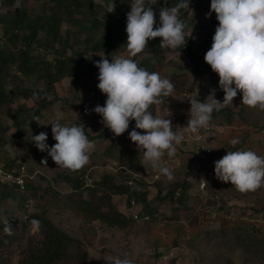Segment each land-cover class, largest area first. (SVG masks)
Returning a JSON list of instances; mask_svg holds the SVG:
<instances>
[{
    "label": "rangeland",
    "instance_id": "rangeland-1",
    "mask_svg": "<svg viewBox=\"0 0 264 264\" xmlns=\"http://www.w3.org/2000/svg\"><path fill=\"white\" fill-rule=\"evenodd\" d=\"M50 0H16L15 6L26 5L29 8L36 10L42 9L43 5ZM168 1V0H164ZM97 4L105 5V10H108V5L105 0H94ZM12 6H1L0 11H6ZM190 15L195 18V22L187 29V34L191 32V36L195 40L198 47L196 50L204 60L205 53L211 48L207 45L210 39V33L206 29L209 26L212 18L216 17L213 12L211 17L206 18V13L210 10V4L201 9L200 13H195V1H190ZM105 10L101 13L105 17ZM109 14H117V11L108 12ZM74 28L69 23L63 24V29ZM147 52V48L144 50ZM37 53V51H35ZM92 56L94 54H91ZM101 55V54H100ZM98 56L101 59V56ZM148 57L149 54L146 53ZM121 56L127 57V50L120 52L112 57H107L109 61L111 58ZM136 58H142L141 54H137ZM162 70L157 66L153 69V64L148 63L147 67L142 68L149 72H157L161 78H167L168 74L181 72L191 66V61L188 57L181 53L175 54L167 53L166 61L163 64ZM205 72L201 77L191 75V84L198 92L192 93L190 96L198 95L201 101L214 98L222 101L224 92L219 89V76L209 69H204ZM14 73V70H11ZM12 73H9L12 74ZM98 75H82L80 81L76 83L74 78H67L63 80L59 86L58 93L62 97L57 101L53 107L52 112L44 113V117L40 118L39 124L37 121L32 126L25 127L26 133L23 137L15 135L16 128L13 127L7 134L8 138L13 137V140L1 148L0 151H6L10 155L21 154L25 168H31L33 174L31 177L34 184L41 185L42 188L52 187L58 194L53 192L44 193L39 192L37 198H29L26 205L29 207L23 209L18 208L17 201L12 199H0V222L9 220L13 217H19V224L16 232L23 238L22 247L25 246L34 232L31 228H25L22 225L24 215L26 212L38 210V205H44L47 200L52 197L56 201H51L49 206V216L52 221L59 227L66 230L68 233L78 237L84 241L88 250V261L90 264H108L107 258H127L131 264H227L232 261V264H264V212L255 211L251 206L258 204L264 205V186L260 187L255 192L241 193L231 182H223L220 188L217 185L218 194L210 192L208 187V180L204 177L205 172H201L208 165V161L195 162V154L193 149L195 143L181 142L176 145V154L174 157L164 156L161 160V165L168 167L173 172V179L169 180L163 174L153 170L151 165L146 168L139 163V167L135 170L134 187L138 189L145 188L150 192L149 198L155 199L158 186L157 179H162L161 187L165 192L171 187L173 182L180 181L189 176L193 187L190 193L193 195H202L204 202L209 198H213L215 204L207 206L206 210L199 213V220L196 226H190L187 221L182 218L179 221L165 219L166 215L172 214V204L166 202L155 201V206L160 209L161 214L154 222L138 220L132 227L119 229L107 226L106 224L96 221L92 226L83 224L81 218H78L70 208L64 206L65 195L71 191V186L61 179L55 180V176L59 173H78L84 171L91 178L97 181L105 172H116L119 165L129 163L132 159V151L136 150L135 144L130 140L129 135L123 133L120 136L114 134L104 126L102 117L92 111L95 107L94 103L105 100L107 97L102 94V97L97 95L98 90ZM20 87H41L42 83L33 81L32 79L20 82ZM173 95L167 98L165 106L162 103L153 105L149 109L154 116L165 117L170 119L173 124V131H181L184 126L179 124L180 116L188 113L190 107L186 106L187 98ZM242 94L238 92L233 100V104L229 105L230 110L235 113L234 122L231 126H223L222 123L227 124L229 111L225 109L223 114L216 117L217 129L214 132L205 134L204 139L200 145L210 148L211 151H219L223 145L225 146V153L230 151L227 144L233 138H238L240 144L245 141L242 147L236 150H251L258 156L264 157V111L258 108H251L244 105V110L241 112L243 104L241 103ZM17 104L31 106L33 101L24 97L16 95L13 104H7L3 107V112L9 111L16 107ZM225 108V107H224ZM224 108H222L224 110ZM86 109L88 111H86ZM57 112L63 114L62 124L71 126L78 122L82 125H87L88 132L91 135H96L100 132H105L104 137H97L92 142L95 148L89 154V162L81 170L71 172L67 169L56 167L55 162L48 156L47 152H41L35 146L32 140V135H37L40 132L48 134L47 143L49 146L54 145L56 141L53 139L51 132V122ZM4 121L12 124V120L5 114ZM47 124V125H45ZM263 126V127H262ZM130 128L135 127V121H131ZM138 131H143L139 130ZM247 140H244V139ZM114 145L113 155L118 156L108 157L106 148ZM198 150V148H196ZM235 150V151H236ZM210 151V153H211ZM207 153V154H210ZM28 154V157H26ZM199 155V154H198ZM201 155V153H200ZM223 155V156H224ZM219 156L213 159L212 172L216 183H219L214 172V161L222 158ZM46 160V163L43 161ZM196 163L198 173H190L189 169ZM130 173V172H128ZM131 181H134L133 179ZM133 184V183H132ZM116 206L125 212L128 216H133L135 210H142L143 204L132 198L129 200L126 196H114ZM133 201L137 204L133 205ZM53 203V204H52ZM222 206H224L222 208ZM206 211V213H205ZM185 226L182 230L179 243L173 244L174 238L179 236L177 228ZM85 226V227H84ZM261 240V241H259ZM18 243H14L10 252L16 259L18 254ZM155 252H162L159 256Z\"/></svg>",
    "mask_w": 264,
    "mask_h": 264
},
{
    "label": "trees",
    "instance_id": "trees-1",
    "mask_svg": "<svg viewBox=\"0 0 264 264\" xmlns=\"http://www.w3.org/2000/svg\"><path fill=\"white\" fill-rule=\"evenodd\" d=\"M15 1L0 0L1 6H7V4L12 6L6 11H0V149L13 140V137H7V133L13 127L17 129L15 135L23 137L26 133L25 127L32 126L35 122L32 120L33 114L42 118L44 113L53 111L55 103L62 99L58 90L63 80L74 78L78 83L82 75H92L99 72L94 62L100 60L98 57L100 54L110 58L127 50L126 14L130 11V3L132 2V0H114L117 14H109L105 10V5L97 4L94 0H50L39 10L29 8L26 5L14 7ZM105 1L107 5L111 2V0ZM194 1L196 14L211 3V0ZM178 2L179 0H156V4L152 7L156 14L157 24L159 23L160 7H172ZM104 10L106 14L105 17H102L101 13ZM189 12V8L180 10V18L187 25L185 29L186 39L188 38L187 29L195 22V18ZM64 23H69L74 28L63 29ZM217 25L218 21L214 17L210 25L206 26L211 34L210 39L206 42L207 45H212V37ZM159 43L160 38L150 40L146 47L147 52L140 53L142 58L134 57L133 59L138 62L140 67H147L148 63H152L155 71L157 66L161 70L164 68L163 64L168 52L185 54L192 65L181 72L174 71L168 74L167 79L175 86L172 95L182 98L189 96L186 106L190 107L188 99L192 93L196 92V88L190 83L191 75L201 77L205 72L204 69H209L210 65L202 60L201 55L196 50L198 46L192 37L188 38L186 45L181 49L161 48ZM11 70H14V73ZM9 73L12 74L9 75ZM27 79L41 82L42 86L37 88L20 87V82ZM97 91V95L102 97L101 91L99 89ZM21 94L32 100L33 104L31 106L17 104L15 108L3 112L4 105L13 104L15 96H21ZM100 100L101 98L94 103V106L97 104L103 106L106 99L101 102ZM162 100L165 101L162 106H165L167 98H162ZM225 109L229 111V116L227 124L222 123V125L229 127L234 122L235 113L230 110L229 106H226L224 110L213 112L210 123L214 124L215 127H218L216 117L218 118L223 114ZM243 110L244 105L240 111ZM5 114L12 120V124L4 121ZM188 118V113L182 114L179 124L185 127ZM76 125L84 127L85 134L91 141L97 137L105 136V132L91 135L87 125H82L79 122ZM216 129L214 128L210 132H214ZM131 130L132 128L129 127L125 134L129 135ZM192 143H195L193 149L195 162L208 161V165L200 170L205 172L204 177L208 180L209 185L206 189L217 196V185L221 186L220 188L224 187H222V181L216 183L212 172V158L223 156L226 145H223L219 151L212 150L210 154H207L200 142ZM244 143L245 141L235 147L227 144V147H231L230 151H235ZM114 150V145L110 144L106 148V153L108 157L117 159L118 156L113 155ZM132 155L129 163L119 165L116 172H105L94 182L87 174L88 168L86 172L81 174L66 172L57 174L55 176L56 181L61 179L71 186V191L65 195L64 206L70 208L88 227L96 221H100L110 227L125 229L132 227L137 220L116 206L113 199L115 195L126 196L129 200L135 198L137 202L142 203L143 207L140 213L142 216L149 215L151 222L156 221L161 214L160 209L154 204L156 200L171 203L173 212L164 218L173 221L184 218L190 226L197 225L199 213L204 211V208L206 210L207 206L215 204L214 197L204 202L202 195L190 193L193 183L189 176L173 182L166 192L161 187L162 179H157V195L155 199H150L148 190L133 186L136 180L132 174L139 167V163L143 159V152H138L136 149L132 151ZM165 156L167 155L165 154ZM21 159V154L10 155L7 150L5 152L0 151V163H3L8 171L18 173L21 167L25 166V162ZM27 171L28 176L25 178L26 189L24 191H19L16 186L9 185L0 179V199L17 201L18 208L23 210L27 207L26 202L29 198H37L39 192L58 194L51 186L42 188L41 185L34 184L31 177L33 170L27 168ZM189 172L191 174L198 173L196 163L191 166ZM132 179L134 181H131ZM51 201H56V199L50 197L44 205H38V210L30 212L27 219L24 218L22 225L25 228L32 227V219L39 220L41 228L39 232L33 234L23 247V238L16 232L20 218L9 219L12 226L11 235L4 232V221L0 222V264H90L84 241L57 226L50 218L48 212ZM251 208L255 211L264 212V205H261L260 208L256 204ZM184 229V225L177 228L179 236L173 239V244L179 243L181 232ZM16 242L18 243V256L15 259L10 249ZM161 253L155 252L157 256ZM227 264H232V261L229 260Z\"/></svg>",
    "mask_w": 264,
    "mask_h": 264
},
{
    "label": "clouds",
    "instance_id": "clouds-1",
    "mask_svg": "<svg viewBox=\"0 0 264 264\" xmlns=\"http://www.w3.org/2000/svg\"><path fill=\"white\" fill-rule=\"evenodd\" d=\"M155 4L156 0H132L130 3L125 29L127 57L117 56L109 61L105 55H100L101 59L94 62L99 69L97 87L107 98L103 106L97 104L92 111L102 117L104 126L117 137L125 133L134 120L135 127L129 132V138L138 152H143L142 165L145 168L151 165L153 170L172 180L173 172L161 165L162 157L165 154L174 157L176 145L185 139V134L207 129L213 112L232 105L238 92L242 94L243 105L264 111V0H211L206 18L214 12L218 25L204 61L219 76L218 86L224 97L220 101L213 94L210 101H200L198 95L191 96L188 99L189 118L179 132L173 131L170 119L154 116L149 110L151 106L161 104L162 98L173 97L174 84L161 78L159 73L140 67L133 58L155 38H160L161 48L175 50L186 45L193 27L186 39L187 25L180 18V10L190 8V0H179L172 7H160L158 24L152 7ZM114 10L115 3L111 0L107 12ZM32 120L42 124L36 114ZM62 120L63 114L57 112L48 123L56 141L54 145H48L46 132L32 135L31 141L38 150L47 152L56 167L75 172L88 164L95 144L89 140L83 126H67L61 123ZM239 143L238 138L230 141L233 147ZM214 165L216 178L231 182L241 193L255 192L264 186V157L251 150H228L226 155L214 161ZM31 226L37 233L41 222L32 219ZM4 232L12 234L9 220L4 221ZM106 260L108 264H131L127 258Z\"/></svg>",
    "mask_w": 264,
    "mask_h": 264
},
{
    "label": "built area",
    "instance_id": "built-area-1",
    "mask_svg": "<svg viewBox=\"0 0 264 264\" xmlns=\"http://www.w3.org/2000/svg\"><path fill=\"white\" fill-rule=\"evenodd\" d=\"M214 128H217L214 126V124L210 123L209 127L207 129H201L198 133L196 134H185V139L182 142H201L205 136V134L209 133L211 130H213ZM206 153H210L211 149L204 147ZM28 176V171L26 170L25 166H22L21 169L19 170L18 173H15L14 171H8L7 169H5V166L3 163H0V179L9 184V185H14L17 187V189L19 191H24L26 189V181L25 178ZM132 183V182H130ZM133 205L136 206V202L133 201L132 203ZM138 205V204H137ZM27 208L29 207V205H26ZM141 209L139 210H135V213L133 214V218L135 220H149L150 216L149 215H145L142 216L141 215ZM30 212H26L24 215V218L27 219L28 218V214Z\"/></svg>",
    "mask_w": 264,
    "mask_h": 264
},
{
    "label": "crops",
    "instance_id": "crops-1",
    "mask_svg": "<svg viewBox=\"0 0 264 264\" xmlns=\"http://www.w3.org/2000/svg\"><path fill=\"white\" fill-rule=\"evenodd\" d=\"M192 37V36H191ZM193 38V37H192ZM189 59V58H188ZM192 65V64H191ZM196 91L198 92V90L196 89ZM196 95V94H195Z\"/></svg>",
    "mask_w": 264,
    "mask_h": 264
}]
</instances>
